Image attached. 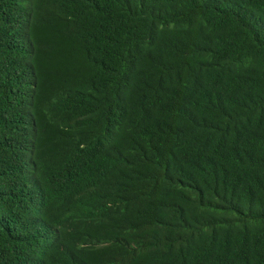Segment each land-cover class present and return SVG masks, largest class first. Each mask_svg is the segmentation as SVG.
<instances>
[{"label":"trees","instance_id":"1","mask_svg":"<svg viewBox=\"0 0 264 264\" xmlns=\"http://www.w3.org/2000/svg\"><path fill=\"white\" fill-rule=\"evenodd\" d=\"M264 264V0H0V264Z\"/></svg>","mask_w":264,"mask_h":264},{"label":"clouds","instance_id":"2","mask_svg":"<svg viewBox=\"0 0 264 264\" xmlns=\"http://www.w3.org/2000/svg\"><path fill=\"white\" fill-rule=\"evenodd\" d=\"M154 264H160V263H159V261H158V260H156V261L154 262Z\"/></svg>","mask_w":264,"mask_h":264}]
</instances>
